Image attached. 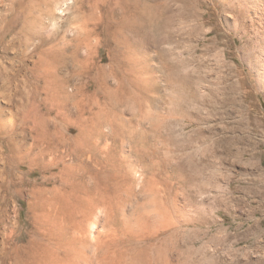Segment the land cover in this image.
<instances>
[{"label": "rangeland", "instance_id": "1", "mask_svg": "<svg viewBox=\"0 0 264 264\" xmlns=\"http://www.w3.org/2000/svg\"><path fill=\"white\" fill-rule=\"evenodd\" d=\"M137 1L112 0L105 14L117 24ZM143 2L144 44L141 35L115 27L117 40L98 51L103 64L118 62L117 75L109 80L118 90L102 99L99 140L108 148L100 154L99 169L109 175L112 192L123 197L134 192L125 204L128 209L162 223L150 232L146 261L134 264H155L161 258L167 264H264V0ZM135 10L140 16L141 10ZM75 14L77 9L70 8L60 23ZM19 52L21 46L13 53L0 47V65L9 67ZM33 59L18 64L20 75L13 85L29 87L24 82ZM2 84L5 77H0ZM20 97L0 94V101L5 119H13L8 128L16 140L30 145L44 127L35 110L23 106L27 98ZM59 104L61 100L51 108V118H59ZM90 119L86 128L96 131ZM71 127L68 133L74 136L77 130ZM48 128L54 130L52 122ZM129 146L138 149L141 158ZM121 149L131 154L128 160L120 156ZM6 169L0 159V218L5 216L0 247L3 225L14 229L19 224L24 227L25 250L37 253L45 241H29L37 223L51 227L55 239L58 228L78 218L80 204L59 193L38 200L30 193L31 184L17 194L8 183L17 184L19 178ZM19 170L26 168L14 171ZM72 188L69 184L70 192ZM16 232L20 229L5 239L6 246L14 245ZM139 250L125 258L129 261ZM0 264L11 263L0 257Z\"/></svg>", "mask_w": 264, "mask_h": 264}, {"label": "bare ground", "instance_id": "2", "mask_svg": "<svg viewBox=\"0 0 264 264\" xmlns=\"http://www.w3.org/2000/svg\"><path fill=\"white\" fill-rule=\"evenodd\" d=\"M111 2L112 0H0L1 51L13 53L21 46V53L13 54L9 67L0 65V77H5L6 80V84L0 85V94L26 97L28 104L23 106L34 109L44 127L38 134L36 143L29 145L17 141L8 128L13 119L10 121L5 119L4 105L0 101V159L9 175L19 178L17 184L11 180L8 187L12 185L14 187L12 191L18 194L22 192V186L31 184L30 193L38 200L42 199L43 195L59 193L80 204L77 210L78 218H75L70 226L58 228L55 239L51 227H46L45 223H37L36 231L29 238L35 245L45 240L40 243L42 246L37 253L25 250L27 242L22 231L23 226L18 224L14 229H10L3 225L4 237L0 247L3 262L6 260L11 264H134L135 260L145 262L143 254L145 246L151 243L150 232L155 226L162 224L161 221L151 220L139 209H128L125 204L134 192L128 191V194L125 193L126 197L118 192H112L108 181L109 184L112 183L107 180L109 175L106 176L105 171L99 169L103 163L100 154L108 148L106 145L102 146L99 140L100 115L104 102L102 99L110 97L112 92L118 90L113 89L109 83L110 78L117 75L118 62L113 59L108 64H103L98 51L100 46L109 45V42L117 40L113 32L115 27L127 29L132 36L141 35L143 44L146 36L143 28L145 25L142 22L145 16L142 17V10L146 8L144 2L140 3L139 0L135 6L133 5L134 9L124 11L122 21H116L117 24L110 21L112 15L108 18L105 14L113 3ZM73 7L77 9L78 14H75L73 19L60 23L59 19ZM135 8L139 11L142 9L140 16L136 15ZM133 11L135 13H132ZM138 18L142 19L140 23ZM72 25L74 27H71ZM45 26L55 28L45 33L40 30ZM69 29L73 32L71 35L67 34ZM131 42L126 39L129 45ZM33 56L35 59L32 65L26 68L27 80L24 82L29 87L13 85V80L20 75L18 64H23V61ZM48 99H53L50 105L46 102ZM60 100L61 104L57 107L59 118H51V108ZM41 108L47 110V115H44V111L41 112ZM89 118L90 121L95 120L96 131L86 128L85 123ZM48 122L53 123L54 130L48 128ZM70 126L76 127L77 132L74 136L69 135ZM130 148L135 157L141 158L142 154L138 149ZM126 151L123 149L120 154L123 160H128L131 156ZM21 167H25L26 170L17 171L19 174L14 171ZM37 172L39 176L30 179ZM3 184L1 181L0 187H3ZM69 184L73 186L71 192L68 190ZM47 202L51 203V200L48 199ZM3 217L5 216L0 218V225L4 221ZM16 229H20V232H16L14 245L6 246L5 239L11 238ZM52 239L54 241L49 242ZM134 249L140 250L137 255L130 256L128 261L125 257ZM155 264L167 263L161 258Z\"/></svg>", "mask_w": 264, "mask_h": 264}]
</instances>
